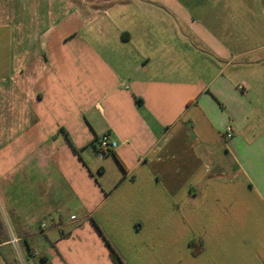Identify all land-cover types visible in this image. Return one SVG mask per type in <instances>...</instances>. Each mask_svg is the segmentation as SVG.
<instances>
[{
  "label": "crops",
  "instance_id": "0c3cea01",
  "mask_svg": "<svg viewBox=\"0 0 264 264\" xmlns=\"http://www.w3.org/2000/svg\"><path fill=\"white\" fill-rule=\"evenodd\" d=\"M17 10L21 44L0 24V250L115 264L108 240L125 264H264V0Z\"/></svg>",
  "mask_w": 264,
  "mask_h": 264
},
{
  "label": "rangeland",
  "instance_id": "374dc122",
  "mask_svg": "<svg viewBox=\"0 0 264 264\" xmlns=\"http://www.w3.org/2000/svg\"><path fill=\"white\" fill-rule=\"evenodd\" d=\"M9 4L11 5L12 8L14 7L13 8L14 10L12 11V8H11L10 12L12 14V17L7 19V18L1 16V11L2 10H1V1H0V24H2L4 22H8V23L13 25L11 27L15 31V36H13V39H11V36H10V40H11V42H13L15 44V46H17L18 44H21V32H19L21 30V17L20 18L18 17L19 16V13H18V10H17L18 0H14V1L10 0ZM4 5H5V2H4ZM39 21H40V19H38V22ZM42 21L44 23L45 22V18H42ZM11 70H12L13 73H15L16 70H18V66L14 65V62H13V65L11 66ZM95 157L97 159H100L97 154H95ZM105 157H106V159L107 158H111L112 159L111 154H108ZM98 163H100V162L98 161ZM114 163L116 164V162H114ZM2 207H3V204H2V201H1V198H0V208L2 209ZM9 226L10 225H7V224L5 225V231H7L8 233L10 232V230H9L10 227ZM0 252L2 254H6L5 256L8 258L7 262L9 264H25L24 254H23V251H22V248H21L20 244H18L17 247H15V246H5L4 248H2L0 250ZM234 260H236V259H234ZM219 264H224L223 263V259L221 257L219 258ZM226 264H228V263H226ZM236 264H241V259H238Z\"/></svg>",
  "mask_w": 264,
  "mask_h": 264
},
{
  "label": "built area",
  "instance_id": "2783aa9c",
  "mask_svg": "<svg viewBox=\"0 0 264 264\" xmlns=\"http://www.w3.org/2000/svg\"><path fill=\"white\" fill-rule=\"evenodd\" d=\"M225 136L227 139H230L232 137V134L226 133ZM117 146L118 144L115 141L111 140L110 135L106 133L99 139V142L95 147V153L100 159H103L108 153L116 149ZM71 219L74 220L76 219V217L72 216ZM41 228H45V225H42ZM11 244L17 247L19 244V239H17L16 237H12ZM33 255L37 256L39 255V253L37 251H33Z\"/></svg>",
  "mask_w": 264,
  "mask_h": 264
},
{
  "label": "trees",
  "instance_id": "16d2710c",
  "mask_svg": "<svg viewBox=\"0 0 264 264\" xmlns=\"http://www.w3.org/2000/svg\"><path fill=\"white\" fill-rule=\"evenodd\" d=\"M7 238V236L4 234V230H3V226H0V241L1 240H5ZM107 241V244L109 245V248H110V256H111V259L113 260V262L115 264H125L121 257L119 256V254L115 251V249L111 246V244ZM203 242L199 241V240H192L190 242V247H191V250H192V254L194 256H197L198 254H200L201 250H202V245Z\"/></svg>",
  "mask_w": 264,
  "mask_h": 264
}]
</instances>
